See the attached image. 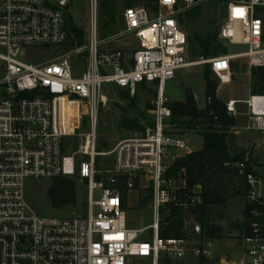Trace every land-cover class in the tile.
I'll return each mask as SVG.
<instances>
[{
	"label": "built area",
	"instance_id": "1",
	"mask_svg": "<svg viewBox=\"0 0 264 264\" xmlns=\"http://www.w3.org/2000/svg\"><path fill=\"white\" fill-rule=\"evenodd\" d=\"M71 2L0 0V264H172L189 258L197 259L195 264H264V192L249 152L232 165L249 188L248 203L256 206L249 231L239 239V256L213 255L211 239L159 236L162 208L188 210L202 202L201 186L188 190L185 177L169 176L173 163L192 151L188 140L171 130L166 84L196 65H209L222 86L232 83L236 60H245L251 69L264 67V0H156L151 7L132 6L124 10L119 34L100 39L93 19L86 44L63 51L71 36ZM210 2L222 18L218 40L247 49L192 61L179 16ZM127 39L135 41L129 52L114 48ZM52 48H60L61 54L31 62L35 50ZM144 83L158 89L153 126L143 136L99 153L96 124L102 92L116 87L134 96ZM210 103L206 99L203 110ZM225 104L234 118L237 106H246V125L232 130L251 135V146L264 148V95ZM85 118L91 129L82 136ZM77 137L84 139L75 149ZM67 139L74 141L67 144ZM100 157H112L105 172L97 168ZM71 179L86 184L84 205L71 214L44 215L31 206L28 181ZM122 183L128 193L141 183L152 189V225L129 227ZM149 230L151 241L146 239Z\"/></svg>",
	"mask_w": 264,
	"mask_h": 264
},
{
	"label": "rangeland",
	"instance_id": "2",
	"mask_svg": "<svg viewBox=\"0 0 264 264\" xmlns=\"http://www.w3.org/2000/svg\"><path fill=\"white\" fill-rule=\"evenodd\" d=\"M93 0H72L68 13L72 15L73 23L81 30L86 33V38L89 35L91 22L94 19L97 26H103L102 18L103 11L101 9V1L96 0V5L94 8L92 6ZM95 2V1H94ZM147 0H139V5H146ZM215 4L210 2L201 5L202 9L200 14L194 20L184 19V23L181 26L186 37L188 34H200L206 35L207 33H212L218 31L221 22L219 8L212 9L210 4ZM112 6L111 15L113 16V23L116 27L113 34H119L123 28L122 16L125 10L123 0H112L110 3ZM151 7V6H150ZM99 34V33H98ZM113 34H110L113 35ZM102 38L105 39L108 36L102 33ZM106 36V37H105ZM100 37V36H99ZM134 39L123 40L120 43L114 45L115 49H122L125 52H129L130 48L134 46ZM227 48L228 52L239 53L246 51V47L232 46L228 43H223ZM188 55L192 61L200 60L192 59L189 54V46L187 43ZM33 53V52H32ZM61 54L60 48L52 49H38L32 54L34 60L32 63L48 62ZM214 58V57H212ZM211 59V58H209ZM204 59V60H209ZM37 61V62H36ZM236 66L232 70V83L227 86H222L218 80L217 81V92L216 95L218 99L222 102H226L229 99L235 100H246L251 94V71L245 60H236L233 62ZM83 66V65H82ZM80 65V68H82ZM205 65H196L190 67L184 71L178 72L176 77L166 84L164 98L167 99L168 103L172 102H182L186 100L187 91H191L196 105L200 110H203L204 101L206 98V82L204 79ZM156 85H146L137 89L134 96V101L123 100L120 95L124 90H119L116 87H108L102 92L103 100L99 104L98 109V119L96 124V141L97 146L102 143L106 146L103 152H109L113 150L120 142L133 139L136 137H141L145 134V131L150 128L153 124V110L155 108V103L158 98V89L154 87ZM238 108L241 111L246 110V106L239 104ZM124 118L130 119L139 123L140 127L144 128V131H132L123 130L121 128V120ZM236 126L235 128H242L245 124V119L241 116L235 118ZM91 125L89 119L85 118L82 128L80 130V135L85 136L90 132ZM174 134L182 135L188 140V148L192 151H198L202 149L203 139L197 131H184L181 129L171 128ZM238 130H230V134L233 135V140L228 139V144L231 149L238 148L244 149L247 152H251L253 156L260 159V165L264 164V152L260 149H256L251 146V135L250 137L246 134H235ZM81 139V140H80ZM84 138L77 137L74 143V148L78 149L82 144ZM74 141V139H67L66 143ZM84 145V143H83ZM101 152V153H103ZM112 165V157H100L97 159V168L101 172L107 171ZM257 166V174L261 179L264 192V169ZM60 181L66 180H40V181H28L27 182V194L28 200L31 206L40 214L52 215L55 212L66 211L70 214L73 212L74 208L84 205L86 197V184L81 183L71 179L69 182L74 187L75 191V202L72 205L55 207L52 204V199L55 195V185ZM225 182L222 185L226 191V203L224 206L214 207L211 215V224L220 226L222 229L223 239L213 240L212 253L215 256H230V255H240L242 252V244L239 239L242 238L241 234L237 229L233 228V224L236 222H241L244 219L245 207L248 203L247 198L243 195V183L240 179L235 176H226ZM147 184H138L135 190L128 193L127 202V216L128 224L132 229H141L152 225L153 223V212L150 210L151 199L146 208L141 209L139 207L140 201L149 195V190L151 188L146 187ZM224 192V189H223ZM69 195L66 193L65 198ZM68 209H71L67 211ZM194 218L188 214L185 217L186 226V237L192 242L202 241L204 238L197 236L193 233ZM152 230L146 233V239L151 241ZM197 259L189 258V261L171 262L172 264H195ZM134 264H150L148 260H134Z\"/></svg>",
	"mask_w": 264,
	"mask_h": 264
},
{
	"label": "trees",
	"instance_id": "3",
	"mask_svg": "<svg viewBox=\"0 0 264 264\" xmlns=\"http://www.w3.org/2000/svg\"><path fill=\"white\" fill-rule=\"evenodd\" d=\"M123 1L125 9L140 4L139 0ZM155 1L147 0L145 6L150 7ZM111 2L112 0L101 1V9L104 13L102 18L103 26L98 27L100 38L103 37L102 33L110 36L116 29L113 23V16L111 15V10L113 9L110 5ZM210 5L212 9L216 8L213 3ZM201 9L202 7L199 5L180 15V25H183L184 19L194 20L197 18ZM121 21L123 25V16ZM67 28L71 36L63 51L86 44V33L73 23L70 13H67ZM186 39L192 59H209L228 52L227 48L218 40V31L207 33L206 35L188 34ZM234 68L236 66L232 64V70ZM213 77L216 78L210 66L205 65L206 98L211 100L206 109L200 110L197 107L191 91H187L184 102L167 103L172 111V126L177 130L197 131L203 139L202 149L177 159L170 168L169 176L173 178L185 177L188 190L201 186L202 202L195 207H190L188 210H184L183 207L178 205H168L162 208L160 212L159 236L163 240L183 239L186 237L185 217L188 214L194 218V223L199 226L200 234L197 235L195 230H193L195 235L211 240L223 239L220 226L211 224L210 220L213 208L224 206L226 203L227 189L223 187L224 192L222 189L226 176H235L242 181L243 195L247 198L249 188L244 179L239 176L238 171L232 166L234 162L242 161L247 151L238 148L231 149L228 144L227 140H233L234 138L230 134V130L235 128L236 120L227 114L225 102L218 99L216 95L217 78L214 79ZM251 81V95H264V67L252 69ZM146 85L145 83L141 84L139 88ZM120 97L123 100L134 101V97L128 91H123ZM152 126L153 124L150 125V127ZM121 128L123 130L144 131V128L140 127L139 123L127 118L121 120ZM105 149L106 146L102 143L97 146L99 153ZM249 153L251 158H254L253 163L255 165L259 164V167L264 169V164L260 165L259 163L260 159L253 156L251 152ZM53 189H55V195L52 199V204L55 207L68 206L75 202L74 187L69 181H60ZM119 189L123 197V208L127 209L128 190L124 183L121 184ZM66 193L69 195L68 198H65ZM150 199H152V189L149 190V195L140 201L139 207L141 209L146 208ZM255 207V204L247 203L243 221L234 223L232 225L233 228L237 229L241 234L247 233L253 221L251 211Z\"/></svg>",
	"mask_w": 264,
	"mask_h": 264
},
{
	"label": "crops",
	"instance_id": "4",
	"mask_svg": "<svg viewBox=\"0 0 264 264\" xmlns=\"http://www.w3.org/2000/svg\"><path fill=\"white\" fill-rule=\"evenodd\" d=\"M251 95V94H250ZM249 95V96H250ZM229 100H235V99H229ZM229 100H227V101H229ZM226 101V102H227ZM240 101H242V100H240ZM182 102H184V101H182ZM225 102V103H226ZM237 108H238V106H237ZM238 111H239V116H241V117H243L244 119H245V124H244V126L246 125V123H247V117H246V112H247V109L245 110V111H241L239 108H238ZM237 118V117H236ZM238 129H240V128H238ZM240 133L239 134H246V133H244L243 131H239ZM247 136H249L250 137V135H248V134H246ZM254 148H256V149H260L262 152H264V148L263 147H261V146H255ZM127 202H128V199H127ZM195 227V225H193V228Z\"/></svg>",
	"mask_w": 264,
	"mask_h": 264
},
{
	"label": "water",
	"instance_id": "5",
	"mask_svg": "<svg viewBox=\"0 0 264 264\" xmlns=\"http://www.w3.org/2000/svg\"><path fill=\"white\" fill-rule=\"evenodd\" d=\"M222 19V18H221ZM195 232L199 233V226L197 224H195Z\"/></svg>",
	"mask_w": 264,
	"mask_h": 264
}]
</instances>
